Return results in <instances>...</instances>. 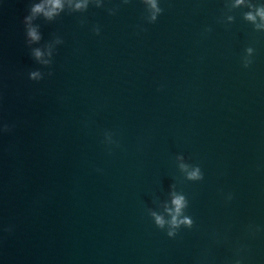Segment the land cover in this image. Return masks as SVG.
<instances>
[{
	"label": "water",
	"instance_id": "water-1",
	"mask_svg": "<svg viewBox=\"0 0 264 264\" xmlns=\"http://www.w3.org/2000/svg\"><path fill=\"white\" fill-rule=\"evenodd\" d=\"M40 2L0 0V264H264V0H65L32 42Z\"/></svg>",
	"mask_w": 264,
	"mask_h": 264
},
{
	"label": "clouds",
	"instance_id": "clouds-1",
	"mask_svg": "<svg viewBox=\"0 0 264 264\" xmlns=\"http://www.w3.org/2000/svg\"><path fill=\"white\" fill-rule=\"evenodd\" d=\"M88 2L89 0H67L69 6L74 7L76 10L87 8ZM146 3L153 10V19H155V13L160 11V9L157 7V0H146ZM245 4H246V0H235L234 7H242L245 6ZM64 6H65V0H41L40 3H37L32 6L31 15L25 18L29 24L27 35L32 42L39 41L41 37L37 29L35 27L30 26L31 20L38 15H43L46 19L51 20L56 15H59L63 11ZM249 7L251 6L249 5ZM258 18H259V22H258ZM245 19L255 24L257 28H264V7L257 8L254 12L248 11L245 14ZM34 55L36 59L41 60L42 63L44 64L49 63L48 60L43 59L45 53H43L40 49H36L34 51ZM47 55L51 57L52 55L51 49L48 50ZM249 63L250 62L246 61L245 67H248ZM39 75L40 74L38 72H32L30 74L32 79L39 78ZM8 130H9L8 125H4L3 128H0V131H8ZM181 168L187 171V166L184 165L183 163L181 164ZM187 174L189 179L201 178V174L198 168L188 171ZM171 204H172L171 207L167 205L165 206V210L171 216V219L168 221H166L163 216L157 215L155 212L152 213L157 225L163 227L167 223L170 226L172 230L169 231V236L173 235L174 229L179 227L181 224L187 225L189 227H191L192 225V221L190 218L185 217L184 219H179L183 214L184 208L186 207L185 198L182 195L173 194ZM237 264H240V262L237 261Z\"/></svg>",
	"mask_w": 264,
	"mask_h": 264
}]
</instances>
